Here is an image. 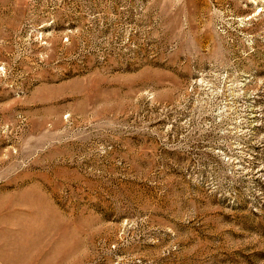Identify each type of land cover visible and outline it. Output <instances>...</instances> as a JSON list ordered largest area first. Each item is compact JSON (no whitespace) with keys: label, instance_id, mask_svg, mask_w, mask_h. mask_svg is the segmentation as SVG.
<instances>
[{"label":"rangeland","instance_id":"obj_1","mask_svg":"<svg viewBox=\"0 0 264 264\" xmlns=\"http://www.w3.org/2000/svg\"><path fill=\"white\" fill-rule=\"evenodd\" d=\"M0 264H264V0H0Z\"/></svg>","mask_w":264,"mask_h":264}]
</instances>
